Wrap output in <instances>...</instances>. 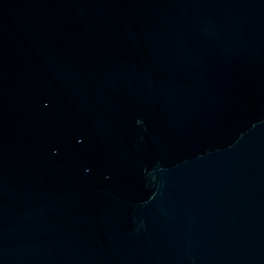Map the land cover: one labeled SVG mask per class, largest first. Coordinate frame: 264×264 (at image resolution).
<instances>
[{
  "label": "water",
  "instance_id": "95a60500",
  "mask_svg": "<svg viewBox=\"0 0 264 264\" xmlns=\"http://www.w3.org/2000/svg\"><path fill=\"white\" fill-rule=\"evenodd\" d=\"M0 264H264V0H0Z\"/></svg>",
  "mask_w": 264,
  "mask_h": 264
}]
</instances>
